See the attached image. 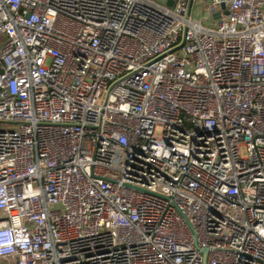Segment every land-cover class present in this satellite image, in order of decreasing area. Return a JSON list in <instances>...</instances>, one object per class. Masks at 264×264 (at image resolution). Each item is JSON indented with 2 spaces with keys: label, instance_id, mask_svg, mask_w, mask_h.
Masks as SVG:
<instances>
[{
  "label": "built area",
  "instance_id": "1",
  "mask_svg": "<svg viewBox=\"0 0 264 264\" xmlns=\"http://www.w3.org/2000/svg\"><path fill=\"white\" fill-rule=\"evenodd\" d=\"M0 264H264V0H0Z\"/></svg>",
  "mask_w": 264,
  "mask_h": 264
},
{
  "label": "water",
  "instance_id": "2",
  "mask_svg": "<svg viewBox=\"0 0 264 264\" xmlns=\"http://www.w3.org/2000/svg\"><path fill=\"white\" fill-rule=\"evenodd\" d=\"M191 1L192 0H188V9L190 8L191 5ZM155 3L160 4V5H164L166 7H172L175 0H154ZM221 7L223 8V5H221ZM214 18H217L216 15L213 16Z\"/></svg>",
  "mask_w": 264,
  "mask_h": 264
},
{
  "label": "rangeland",
  "instance_id": "3",
  "mask_svg": "<svg viewBox=\"0 0 264 264\" xmlns=\"http://www.w3.org/2000/svg\"><path fill=\"white\" fill-rule=\"evenodd\" d=\"M205 9V7H201V10L203 11ZM199 8L194 11L195 15L200 17V18H203L204 16H202V11H201ZM243 154V153H242Z\"/></svg>",
  "mask_w": 264,
  "mask_h": 264
},
{
  "label": "crops",
  "instance_id": "4",
  "mask_svg": "<svg viewBox=\"0 0 264 264\" xmlns=\"http://www.w3.org/2000/svg\"><path fill=\"white\" fill-rule=\"evenodd\" d=\"M195 10H196V8H195ZM202 16H205L204 13L202 14ZM194 17H198V16H196L195 13H194Z\"/></svg>",
  "mask_w": 264,
  "mask_h": 264
}]
</instances>
